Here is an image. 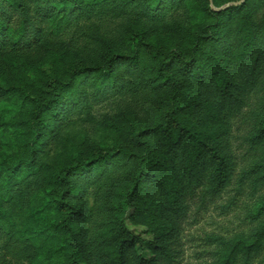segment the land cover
Instances as JSON below:
<instances>
[{
    "label": "trees",
    "instance_id": "trees-1",
    "mask_svg": "<svg viewBox=\"0 0 264 264\" xmlns=\"http://www.w3.org/2000/svg\"><path fill=\"white\" fill-rule=\"evenodd\" d=\"M193 1L0 0V56L49 54L0 69V264H174L188 196L251 201L196 264L264 263V0Z\"/></svg>",
    "mask_w": 264,
    "mask_h": 264
},
{
    "label": "rangeland",
    "instance_id": "rangeland-1",
    "mask_svg": "<svg viewBox=\"0 0 264 264\" xmlns=\"http://www.w3.org/2000/svg\"><path fill=\"white\" fill-rule=\"evenodd\" d=\"M211 7L214 9H221L227 7L230 2L235 3L238 0H209ZM194 4H200L205 0H194ZM176 13H179L176 12ZM173 14H175L173 12ZM254 19H260L264 15V9L256 11ZM115 25V23H114ZM113 26V24H111ZM159 26H156L158 28ZM164 31L165 35H169L166 27H159ZM162 28V29H161ZM49 59V54L41 45H32L26 49L17 51H9L4 57L0 56V66L3 70L2 76L6 80H16L18 74L29 75L34 73L35 66L46 63ZM0 84L6 85L7 82L0 79ZM106 108L99 107L93 114L105 112ZM237 144L236 142H234ZM227 201V197L220 199L217 203L223 204ZM187 215L180 223L179 235L175 238V262L174 264H196L206 257V252L209 249V243L206 241L207 235L210 234H227L233 230H241L247 224L246 218L248 208L251 201L243 196L237 207L229 209L223 206H210L203 209L196 199L187 197ZM126 225L128 229L142 240H152L153 236L145 226L133 225L129 220V213L126 215ZM143 244L138 245V250L141 252ZM261 255L256 260L255 264H264L259 262ZM83 264V263H81Z\"/></svg>",
    "mask_w": 264,
    "mask_h": 264
}]
</instances>
